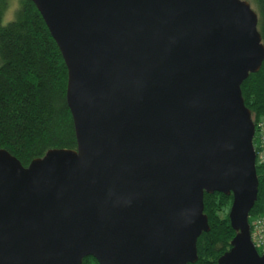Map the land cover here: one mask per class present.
I'll list each match as a JSON object with an SVG mask.
<instances>
[{
	"label": "water",
	"instance_id": "1",
	"mask_svg": "<svg viewBox=\"0 0 264 264\" xmlns=\"http://www.w3.org/2000/svg\"><path fill=\"white\" fill-rule=\"evenodd\" d=\"M66 69L75 149H0V264H194L203 194L231 196L217 264L250 239L254 124L240 85L264 46L244 0H29Z\"/></svg>",
	"mask_w": 264,
	"mask_h": 264
},
{
	"label": "trees",
	"instance_id": "2",
	"mask_svg": "<svg viewBox=\"0 0 264 264\" xmlns=\"http://www.w3.org/2000/svg\"><path fill=\"white\" fill-rule=\"evenodd\" d=\"M20 3L15 22L0 26V149L26 167L48 150H74L75 139L65 104L66 69L60 53L33 4ZM250 3L264 46V0ZM7 4L8 0H0V20ZM240 93L256 132L259 124L264 125V59L258 72L241 83ZM255 173L257 193L248 214L250 228L252 220L264 218V165L256 164ZM230 203V195L203 194L209 230L196 240L194 264H217L229 250L234 236L227 219ZM81 264L97 263L87 257Z\"/></svg>",
	"mask_w": 264,
	"mask_h": 264
},
{
	"label": "built area",
	"instance_id": "3",
	"mask_svg": "<svg viewBox=\"0 0 264 264\" xmlns=\"http://www.w3.org/2000/svg\"><path fill=\"white\" fill-rule=\"evenodd\" d=\"M253 140L257 144V149H255V145L253 143ZM253 140H252V145H253V150L255 153V165L256 164L264 165V125L259 124L257 131L255 132V130H254ZM258 224L259 225L257 227H254V228L252 227L253 225L251 226L252 232L254 229L255 234L251 233L250 239H251L253 246L256 249V251L260 252V253H258V252L257 253L259 255H264V241L261 240L262 237L260 236V232H261L260 225L262 226V224H260V222Z\"/></svg>",
	"mask_w": 264,
	"mask_h": 264
},
{
	"label": "clouds",
	"instance_id": "4",
	"mask_svg": "<svg viewBox=\"0 0 264 264\" xmlns=\"http://www.w3.org/2000/svg\"><path fill=\"white\" fill-rule=\"evenodd\" d=\"M22 9L20 0H8V4L4 10L3 18L0 20V26L7 27L8 24L14 23L16 14Z\"/></svg>",
	"mask_w": 264,
	"mask_h": 264
},
{
	"label": "rangeland",
	"instance_id": "5",
	"mask_svg": "<svg viewBox=\"0 0 264 264\" xmlns=\"http://www.w3.org/2000/svg\"><path fill=\"white\" fill-rule=\"evenodd\" d=\"M244 1H247L249 4H250V6L252 7V5H251V3H250V0H244ZM3 18V17H2ZM251 120H252V118H251ZM260 222V224H262V226L260 225V229H261V232H260V236L262 237L261 238V240L262 241H264V218H260V219H256V220H252L251 222H250V225L254 228V227H257ZM252 227L250 228V226H249V230H250V234L251 233H254V229H253V232H252ZM257 232V231H256ZM255 234V233H254ZM252 236V235H251ZM253 237V236H252ZM256 237V236H255Z\"/></svg>",
	"mask_w": 264,
	"mask_h": 264
}]
</instances>
